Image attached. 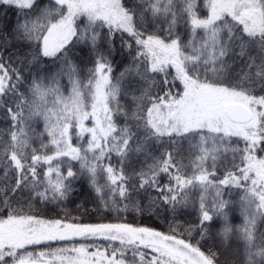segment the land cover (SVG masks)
I'll return each mask as SVG.
<instances>
[{"label":"snow or ice","instance_id":"snow-or-ice-1","mask_svg":"<svg viewBox=\"0 0 264 264\" xmlns=\"http://www.w3.org/2000/svg\"><path fill=\"white\" fill-rule=\"evenodd\" d=\"M0 264H264V0H0Z\"/></svg>","mask_w":264,"mask_h":264},{"label":"trees","instance_id":"trees-1","mask_svg":"<svg viewBox=\"0 0 264 264\" xmlns=\"http://www.w3.org/2000/svg\"><path fill=\"white\" fill-rule=\"evenodd\" d=\"M234 223H239V219L237 218V219L234 221Z\"/></svg>","mask_w":264,"mask_h":264}]
</instances>
